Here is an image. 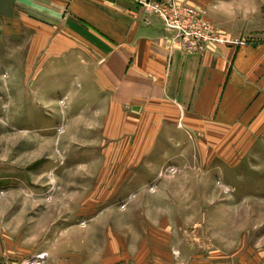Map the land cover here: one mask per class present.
<instances>
[{
	"label": "rangeland",
	"instance_id": "374dc122",
	"mask_svg": "<svg viewBox=\"0 0 264 264\" xmlns=\"http://www.w3.org/2000/svg\"><path fill=\"white\" fill-rule=\"evenodd\" d=\"M178 2L227 41L247 40L261 14L258 0ZM20 36L0 43V228L16 260L48 249L85 264H264V128L197 154H165L178 137L133 154L154 145L139 135L154 124L125 137L137 124L108 116L83 60L33 57Z\"/></svg>",
	"mask_w": 264,
	"mask_h": 264
},
{
	"label": "crops",
	"instance_id": "0c3cea01",
	"mask_svg": "<svg viewBox=\"0 0 264 264\" xmlns=\"http://www.w3.org/2000/svg\"><path fill=\"white\" fill-rule=\"evenodd\" d=\"M258 4L260 19L247 27V40L188 53L171 45L162 21L136 0H0V43L15 33L21 47L29 43L33 57L75 65L83 60L108 116L137 124L125 137L135 136L144 128L140 124H154L139 134L154 145L133 146V154L156 153L163 137H178L176 144L184 146L165 154H197L202 144L212 146L207 140L246 139L252 128H264V0ZM26 32L31 39L24 38ZM213 150L223 158V149ZM1 229L0 264H25L13 257L18 249ZM41 251L38 264H85L73 251L67 260L48 249L36 252Z\"/></svg>",
	"mask_w": 264,
	"mask_h": 264
},
{
	"label": "built area",
	"instance_id": "2783aa9c",
	"mask_svg": "<svg viewBox=\"0 0 264 264\" xmlns=\"http://www.w3.org/2000/svg\"><path fill=\"white\" fill-rule=\"evenodd\" d=\"M136 1L145 8L147 14L162 21L166 37L173 47L188 53H201L210 46L227 42L217 37L214 28L200 12L185 3L178 0Z\"/></svg>",
	"mask_w": 264,
	"mask_h": 264
}]
</instances>
